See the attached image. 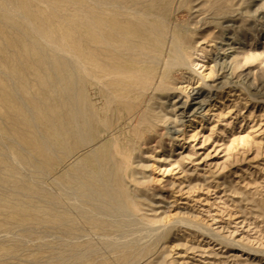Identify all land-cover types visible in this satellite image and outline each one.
I'll use <instances>...</instances> for the list:
<instances>
[{
    "label": "rangeland",
    "instance_id": "1",
    "mask_svg": "<svg viewBox=\"0 0 264 264\" xmlns=\"http://www.w3.org/2000/svg\"><path fill=\"white\" fill-rule=\"evenodd\" d=\"M47 1L60 5V16L52 17L53 12L34 0H0V7L15 4L46 24L66 47L80 50L75 29L92 33L78 21L77 8L87 0ZM119 1L130 8L152 6L170 22L207 16L205 38L199 43L205 54L197 58L195 72L187 70L184 78L175 73L179 91L173 109L166 107V98L159 105L169 119L143 124L136 173L126 180L143 198L142 212L134 215V224L111 235L122 246L108 248L98 228L74 217L78 203L90 207L75 188L18 161L23 154L33 158L23 150L28 146L24 130L8 122L2 99L10 83L7 65L20 50L15 41L29 42L16 18L11 22L0 10V202L45 204L14 185L27 175V184L35 182L54 192L62 209L73 212L70 219L48 223L0 207V227L5 226L0 229V264H70L54 258L64 251L71 258L76 250L86 259L74 264H264V0ZM95 16L96 22L111 24L109 16ZM119 21L141 34L134 22ZM124 65L137 64L125 60ZM89 92L98 105L104 103L100 88L89 84ZM121 105L114 101L111 108ZM68 222L75 224L71 234L64 231ZM135 242L145 246L143 256L135 263L119 259L123 245ZM81 244H92L94 250Z\"/></svg>",
    "mask_w": 264,
    "mask_h": 264
},
{
    "label": "bare ground",
    "instance_id": "2",
    "mask_svg": "<svg viewBox=\"0 0 264 264\" xmlns=\"http://www.w3.org/2000/svg\"><path fill=\"white\" fill-rule=\"evenodd\" d=\"M34 1L53 12L52 17L63 12L60 5L47 0ZM0 10L5 19L15 22L16 18L29 42L15 41L20 50H15L7 65L10 83L2 99L8 122L24 130L28 146L23 150L33 158L31 161L23 154L18 161L39 175L55 176L59 184L75 188L90 207L78 203L74 217L98 228L108 248H120L121 243H114L111 235L134 224V215L143 206V198L126 186L138 166L135 159L143 146V124L169 119L167 113H160L159 105L166 98V107L173 109L179 91L175 73L184 78L187 70L195 72L197 58L205 54L199 43L205 38L207 16L185 23L170 22L152 6L130 8L119 0H87L77 8L78 21L92 33L75 29L80 50H73L46 24L36 22L15 4L6 3ZM94 14L109 16L111 24L96 22ZM119 20L134 22L141 34L124 28ZM125 60L137 65L125 66ZM89 84L104 92L102 105L90 97ZM114 101L121 102L122 108L112 109ZM28 181L24 175L14 185L25 188L28 196L41 197L45 204L0 202V207L48 223L72 218L73 212L62 209L54 192ZM115 216L126 218L112 219ZM74 226L68 222L64 231L71 234ZM123 247L119 259L127 263H135L146 249L138 242ZM82 248L91 251L93 245ZM66 253L54 260L74 264L86 259L77 250L71 258Z\"/></svg>",
    "mask_w": 264,
    "mask_h": 264
}]
</instances>
